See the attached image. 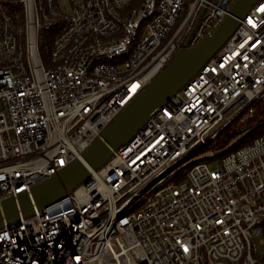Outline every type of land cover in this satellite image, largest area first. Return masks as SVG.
Returning a JSON list of instances; mask_svg holds the SVG:
<instances>
[{
    "label": "built area",
    "instance_id": "2783aa9c",
    "mask_svg": "<svg viewBox=\"0 0 264 264\" xmlns=\"http://www.w3.org/2000/svg\"><path fill=\"white\" fill-rule=\"evenodd\" d=\"M133 1L0 0V204L81 160L169 65L201 12L190 48L234 0ZM263 125L258 0L87 184L0 228V264H264V128L250 140ZM228 133L234 143L207 150Z\"/></svg>",
    "mask_w": 264,
    "mask_h": 264
},
{
    "label": "water",
    "instance_id": "95a60500",
    "mask_svg": "<svg viewBox=\"0 0 264 264\" xmlns=\"http://www.w3.org/2000/svg\"><path fill=\"white\" fill-rule=\"evenodd\" d=\"M258 0H234L227 14L195 47L189 41L204 14L201 12L184 46L169 65L135 97L89 147L81 160L63 169L58 176L0 204V228L44 210L87 184L92 171L102 169L114 153L131 143L147 124L151 114L168 104L225 46Z\"/></svg>",
    "mask_w": 264,
    "mask_h": 264
},
{
    "label": "trees",
    "instance_id": "16d2710c",
    "mask_svg": "<svg viewBox=\"0 0 264 264\" xmlns=\"http://www.w3.org/2000/svg\"><path fill=\"white\" fill-rule=\"evenodd\" d=\"M141 1L142 0H134L131 7H137V5L139 3H141ZM45 45L47 46V43L44 44L43 46H45ZM262 130H263L262 128H256L254 130L253 134L251 135L250 140H252V139L260 136L263 133ZM236 138H237V133L224 134V135L220 136L218 138V140L212 146L208 147L207 150L224 149L227 146H229L230 144H232ZM247 140L245 139L242 142H246ZM242 142L239 143V147H240V145H241Z\"/></svg>",
    "mask_w": 264,
    "mask_h": 264
},
{
    "label": "rangeland",
    "instance_id": "374dc122",
    "mask_svg": "<svg viewBox=\"0 0 264 264\" xmlns=\"http://www.w3.org/2000/svg\"><path fill=\"white\" fill-rule=\"evenodd\" d=\"M191 8H192V1H188L186 4H185V8H184V10H183V12H182V14H181V19L179 20V22H178V25H177V27H179L180 25H181V23L185 20V18L187 17V15H188V13L190 12V10H191ZM234 128V126H231L230 128H228L229 130L231 129H233ZM264 128V125L262 126V129ZM139 133V132H138ZM236 140V139H235ZM234 140V141H235ZM234 143V142H233ZM245 145V142H242L241 143V147H243ZM204 162H208V160H205ZM208 163H213V162H208ZM213 164H215V162L213 163Z\"/></svg>",
    "mask_w": 264,
    "mask_h": 264
}]
</instances>
